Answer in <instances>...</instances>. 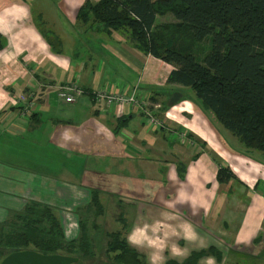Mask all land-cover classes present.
<instances>
[{
	"label": "crops",
	"instance_id": "obj_1",
	"mask_svg": "<svg viewBox=\"0 0 264 264\" xmlns=\"http://www.w3.org/2000/svg\"><path fill=\"white\" fill-rule=\"evenodd\" d=\"M83 1L0 0V222L28 201L41 202L55 209L64 237L68 232L72 239L77 209L96 190L104 213L93 218V229L87 221L92 255L75 259L29 248L4 253L0 264H111L105 254L111 231H120L146 264L180 263L208 247L220 249V264L240 249L264 256V167L210 136L188 100L185 112L174 113L178 120L162 116L160 86L172 66L133 49L124 31L77 21ZM68 82L79 88L72 102L56 94ZM102 88H135L160 119L159 129L138 107L96 104L92 94ZM22 105H29L28 114ZM81 105L88 112L83 121ZM221 162L239 180L229 195L215 179ZM197 264L216 262L205 257Z\"/></svg>",
	"mask_w": 264,
	"mask_h": 264
},
{
	"label": "trees",
	"instance_id": "obj_2",
	"mask_svg": "<svg viewBox=\"0 0 264 264\" xmlns=\"http://www.w3.org/2000/svg\"><path fill=\"white\" fill-rule=\"evenodd\" d=\"M166 14L171 21L156 23L157 16ZM75 17L104 32L124 31L133 49L171 65L165 84L176 90L189 87L194 95H181L175 104L188 100L195 110L210 111L246 150L264 154V0H84ZM204 39L208 49L198 59L194 48ZM169 107L164 102L160 110L164 113ZM215 179L238 181L223 164H218ZM90 195L82 213L77 209L75 238L65 239L53 207L28 201L8 221L0 222V251L31 248L43 255H92L87 221L91 217L90 228H95L93 218L104 208L96 190ZM105 235L111 264H146L120 231ZM205 257L220 264L222 253L208 247L191 252L180 263L165 264H197Z\"/></svg>",
	"mask_w": 264,
	"mask_h": 264
},
{
	"label": "rangeland",
	"instance_id": "obj_3",
	"mask_svg": "<svg viewBox=\"0 0 264 264\" xmlns=\"http://www.w3.org/2000/svg\"><path fill=\"white\" fill-rule=\"evenodd\" d=\"M92 2L93 1H96V0H91ZM172 20V18L168 15V14H166V15H163V16H157L156 17V23H161V22H166V21H171ZM81 23V22H80ZM91 24H95V23H86V25H91ZM40 25V24H39ZM39 27V26H38ZM43 27V26H42ZM54 45V44H53ZM58 47L60 48L61 47V45H58ZM208 49V40L207 39H204V40H202L201 42H199V43H197L196 44V46H195V48H194V53L196 54V57L199 59L200 58V56L206 51ZM159 76H160V78H162V74H159ZM165 86H160V88H163L164 90H163V98L162 99H164L165 101L164 102H166V100L172 95V93H174V92H178V93H180L181 95H184V96H191V97H193L194 98V95H193V92H192V90L189 88V87H184V86H177L178 88V90H176L173 86H169V85H166V84H164ZM140 86H142V84H140ZM78 103V102H77ZM96 103V102H95ZM97 104V103H96ZM183 104L185 105V106H188V104L185 102V100H182V101H179L177 104H175L174 105V108L172 109V110H167V111H165L164 113H170V115H168V117H166V115L163 113V115L162 116H165L167 119L168 118H172V120H178V118L174 115V113H176V111L178 110V112H180V111H184L185 112V110H181V107L183 106ZM79 105H80V103H79ZM90 106H91V104H90ZM193 109V112H195V109L194 108H192ZM189 110H190V107H189ZM87 111V109H85L84 108V106H79V112H80V118H79V120H81V121H83L87 116H88V112H86ZM197 111V114H194V116H193V119H198V120H202V122H204V120H206L205 122H206V124H207V126L208 127H210V129L212 130H208L207 132H208V134H210V136H211V134L213 133L216 137H217V139L219 140V141H221L223 144H224V147L225 148H227L228 149V151H230V152H238V153H240V154H242V155H244V156H248V157H251L252 159L253 158H255V159H253V160H255L257 163H259L260 165H262L263 167H264V154H261V153H259L258 152V154H257V152H254V151H249V150H246L243 146H241L238 142H237V140L233 137V136H231L225 129H223V128H221L220 126H219V124L216 122V120H215V118L213 117V115L210 113V111H208V110H205V109H203V110H196ZM141 112H142V110H141ZM149 112H150V114H152L153 115V117L154 118H156L157 116L156 115H154L151 111H150V109H149ZM78 113V112H77ZM143 113V112H142ZM85 116V117H84ZM184 117H187L186 115L184 116ZM176 118V119H175ZM202 118H204V119H202ZM145 119H147L146 117H144V120ZM157 119V121L158 120H160V119H158V118H156ZM176 123V122H175ZM154 125H156V123H153ZM158 124H159V122H158ZM157 126H159V125H156V127H154L155 129H159ZM3 128V127H2ZM76 132H77V134H79L78 132L79 131H81V129H79V127L77 126L75 129H74ZM179 130V129H178ZM182 130H183V127L181 126V129H180V131H179V133H181L182 132ZM184 132V131H183ZM166 133V132H165ZM184 134V133H183ZM190 134L191 135H193V136H195L192 132H190ZM185 135V134H184ZM195 139H198V141L199 142H202V144L204 143L203 142V140H201V139H199V137H195ZM4 142H5V139L3 138V137H0V147L2 146V145H4ZM235 146H234V145ZM198 147H199V151H201V152H203V151H205L206 153H208V152H212V155L213 156H216V157H218V159H220V157L218 156V155H216L215 154V152H213L210 148H208V147H206V146H199V145H196L195 146V149L197 150L198 149ZM188 149V148H187ZM193 150H194V148H193ZM0 153H1V148H0ZM192 153H193V151H192ZM204 153V152H203ZM195 154L193 153V155L192 156H194ZM191 156V157H192ZM208 156V158H210L211 157V153H209V155H207ZM215 159V158H214ZM220 161H221V159H220ZM60 162H62L61 160H60ZM222 163V162H221ZM221 163H219V164H221ZM223 165H224V163H222ZM77 166V165H76ZM225 166H227L228 168H230L228 165H225ZM231 169V168H230ZM232 171V170H231ZM233 172V171H232ZM236 176V175H235ZM238 179V178H237ZM258 180V177H257V179H256V181ZM239 181V180H238ZM234 182H237V181H232V180H229V181H227V182H225V183H220V192H223L224 194L225 193H227V190H228V188L230 189L231 188V184L232 183H234ZM256 185V184H255ZM253 189H256L255 188V186L254 187H252ZM79 213H82V209H80L79 210ZM5 217H6V215H5ZM95 239V241L96 242H98V238L96 237V238H94ZM92 241H93V238H92ZM255 243V242H254ZM95 248V247H94ZM261 249V248H260ZM263 249V248H262ZM1 250V249H0ZM4 253H5V251H0V262L2 261V259L4 258ZM256 253H257V251H256ZM262 254H263V252H261ZM261 253H259V254H248V253H246V251L244 252V251H242V249H240L239 251H236V252H232V255H233V257H227L223 262H222V264H264V256L263 255H261ZM73 258H79V257H77V256H74ZM96 259H102V257L101 256H99L98 254H96V257H95ZM97 263V262H96Z\"/></svg>",
	"mask_w": 264,
	"mask_h": 264
},
{
	"label": "built area",
	"instance_id": "obj_4",
	"mask_svg": "<svg viewBox=\"0 0 264 264\" xmlns=\"http://www.w3.org/2000/svg\"><path fill=\"white\" fill-rule=\"evenodd\" d=\"M78 92H79V88L75 82L65 83L63 85L58 86L56 89L57 96L63 98L65 102H72L74 100V94ZM92 96L96 103H102L105 106V108H109L112 106L138 107L142 110L149 124H153V123L158 124L157 119H155L153 115L150 114L149 109L147 108L144 101L140 98H137L135 94V88H132L128 93L124 92L123 90L112 91V90H105L102 88L97 91H94ZM19 100L22 101L25 100V98L20 96ZM21 110H22L21 113L23 115L28 114L29 105L27 107L25 105H22ZM165 115L168 116V113L166 112Z\"/></svg>",
	"mask_w": 264,
	"mask_h": 264
},
{
	"label": "water",
	"instance_id": "obj_5",
	"mask_svg": "<svg viewBox=\"0 0 264 264\" xmlns=\"http://www.w3.org/2000/svg\"><path fill=\"white\" fill-rule=\"evenodd\" d=\"M181 94L178 92L172 93V95L168 98L167 104L173 106L180 98Z\"/></svg>",
	"mask_w": 264,
	"mask_h": 264
},
{
	"label": "clouds",
	"instance_id": "obj_6",
	"mask_svg": "<svg viewBox=\"0 0 264 264\" xmlns=\"http://www.w3.org/2000/svg\"><path fill=\"white\" fill-rule=\"evenodd\" d=\"M74 227H77L78 228V225H74ZM77 235H78V232H77ZM65 239L66 240H70L69 235H68V232L65 233Z\"/></svg>",
	"mask_w": 264,
	"mask_h": 264
},
{
	"label": "bare ground",
	"instance_id": "obj_7",
	"mask_svg": "<svg viewBox=\"0 0 264 264\" xmlns=\"http://www.w3.org/2000/svg\"><path fill=\"white\" fill-rule=\"evenodd\" d=\"M168 115H169V113H168Z\"/></svg>",
	"mask_w": 264,
	"mask_h": 264
}]
</instances>
